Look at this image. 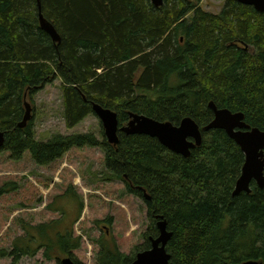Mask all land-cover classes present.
Segmentation results:
<instances>
[{"label":"trees","instance_id":"1","mask_svg":"<svg viewBox=\"0 0 264 264\" xmlns=\"http://www.w3.org/2000/svg\"><path fill=\"white\" fill-rule=\"evenodd\" d=\"M198 1L163 0L156 7L149 0H39L59 35L54 42L39 26L37 0H0V152L19 159L28 151L45 165L72 147L97 146L104 153L102 175L121 180L145 202L149 225L141 250L158 235L160 215L171 232L166 250L173 264L264 262V187L252 182L250 193L233 196L244 155L224 130H203L213 117L211 100L242 111L247 124L264 130V12L224 0L213 14ZM56 78L68 128L98 103L116 113L118 127L130 112L173 124L190 116L202 142L184 157L155 138L121 130L115 144L91 133L35 140L30 121L18 127L24 101ZM14 188L6 182L0 196ZM70 198L78 205L73 219L63 210L59 218L25 224L0 255L17 262L41 251L58 264L67 256L83 264L73 253L81 244L73 224L82 203L74 193ZM96 242L97 264L134 259L112 236Z\"/></svg>","mask_w":264,"mask_h":264},{"label":"rangeland","instance_id":"2","mask_svg":"<svg viewBox=\"0 0 264 264\" xmlns=\"http://www.w3.org/2000/svg\"><path fill=\"white\" fill-rule=\"evenodd\" d=\"M224 3V0L198 1L202 10L213 14L219 13ZM247 49L251 50L252 45L248 44ZM25 100L31 106L29 121L35 140L46 141L56 133H91L99 140L104 135L101 121L93 112L73 127L66 126L59 78ZM103 170L104 153L97 146L72 147L45 165L37 164L28 151L19 159L11 158L8 151L0 152V186L6 182L15 186L0 196V254L10 251L13 239L24 234L25 224L59 218L63 210L68 220L73 219L78 205L70 198L71 193L82 203L79 218L73 224L74 235L81 238L80 247L73 251L78 261L97 264L96 239L104 234L115 238L119 250L127 255L140 251L149 225L145 202L127 193L121 180L105 178ZM108 218L110 224L106 222ZM0 264L58 263L55 259H44L38 251L35 256H22L17 262L0 255Z\"/></svg>","mask_w":264,"mask_h":264},{"label":"water","instance_id":"3","mask_svg":"<svg viewBox=\"0 0 264 264\" xmlns=\"http://www.w3.org/2000/svg\"><path fill=\"white\" fill-rule=\"evenodd\" d=\"M154 6L159 7L163 0H149ZM243 5H249L257 12H264V0H236ZM39 26L44 30L54 42L59 41V35L53 25L46 20L40 11V2L37 0ZM208 107L212 110L211 121L203 126V130L222 129L239 146L244 161L240 175L237 178L232 195L241 192L250 193L252 182L258 188L264 187V130L258 127H251L245 121L242 111L232 112L227 108L218 107L212 100ZM24 114L18 127H24L31 120V106L24 101ZM92 112L98 116L103 127L104 137L109 143L118 142L117 131L121 130L126 134H144L155 138L168 150L189 156L190 150L199 146L202 142V132L200 126L190 116L183 117L178 124H173L169 120H156L143 114L129 113V120L126 124L118 127L116 113L98 103L92 104ZM4 142V132L0 130V146ZM149 198L148 195L145 196ZM158 235L150 237V246L138 251L134 259L129 264H173L170 261V254L166 250V245L171 237V232L167 230L166 221L159 215L156 222ZM61 264H78L70 257H64ZM239 264H264V262L249 259Z\"/></svg>","mask_w":264,"mask_h":264},{"label":"bare ground","instance_id":"4","mask_svg":"<svg viewBox=\"0 0 264 264\" xmlns=\"http://www.w3.org/2000/svg\"><path fill=\"white\" fill-rule=\"evenodd\" d=\"M154 119V118H153ZM239 147V146H238Z\"/></svg>","mask_w":264,"mask_h":264}]
</instances>
